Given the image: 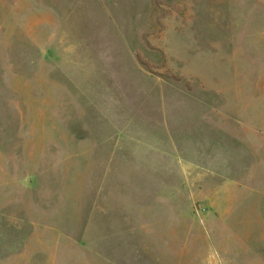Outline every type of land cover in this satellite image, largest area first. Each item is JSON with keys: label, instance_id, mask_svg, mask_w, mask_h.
<instances>
[{"label": "rangeland", "instance_id": "1", "mask_svg": "<svg viewBox=\"0 0 264 264\" xmlns=\"http://www.w3.org/2000/svg\"><path fill=\"white\" fill-rule=\"evenodd\" d=\"M0 264H264V0H0Z\"/></svg>", "mask_w": 264, "mask_h": 264}]
</instances>
